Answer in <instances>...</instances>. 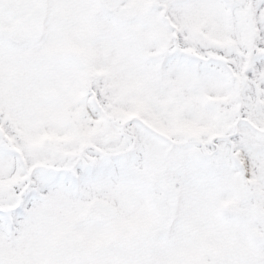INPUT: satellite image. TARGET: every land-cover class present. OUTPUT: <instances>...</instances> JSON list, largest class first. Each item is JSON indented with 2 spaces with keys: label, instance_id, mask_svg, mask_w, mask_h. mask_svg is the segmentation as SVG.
<instances>
[{
  "label": "snow or ice",
  "instance_id": "obj_1",
  "mask_svg": "<svg viewBox=\"0 0 264 264\" xmlns=\"http://www.w3.org/2000/svg\"><path fill=\"white\" fill-rule=\"evenodd\" d=\"M0 264H264V0H0Z\"/></svg>",
  "mask_w": 264,
  "mask_h": 264
}]
</instances>
